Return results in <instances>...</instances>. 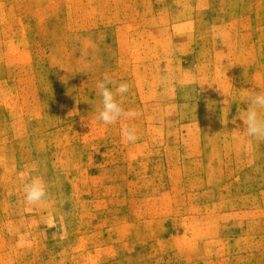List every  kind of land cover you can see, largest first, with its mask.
Listing matches in <instances>:
<instances>
[{
  "label": "rangeland",
  "instance_id": "1",
  "mask_svg": "<svg viewBox=\"0 0 264 264\" xmlns=\"http://www.w3.org/2000/svg\"><path fill=\"white\" fill-rule=\"evenodd\" d=\"M261 91L264 0H0V264H264Z\"/></svg>",
  "mask_w": 264,
  "mask_h": 264
},
{
  "label": "clouds",
  "instance_id": "2",
  "mask_svg": "<svg viewBox=\"0 0 264 264\" xmlns=\"http://www.w3.org/2000/svg\"><path fill=\"white\" fill-rule=\"evenodd\" d=\"M96 88L101 97V107L97 109L96 119L104 125L115 124L121 119H134L140 115L138 110H126L122 106L123 97L130 92L131 85L128 82H117L108 73H104L102 79L97 81ZM118 96L121 99L117 100ZM246 102L247 110L244 111V117L240 118L243 129L248 137L264 141V91L250 94ZM121 138L127 143H135L139 139L136 128L128 124L122 126ZM22 191L29 205L38 206L49 197L47 185L39 175H30L24 182Z\"/></svg>",
  "mask_w": 264,
  "mask_h": 264
}]
</instances>
